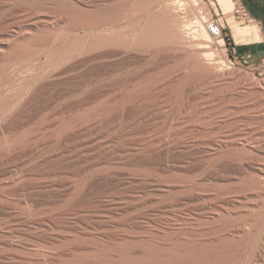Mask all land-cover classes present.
<instances>
[{
  "label": "bare ground",
  "instance_id": "bare-ground-1",
  "mask_svg": "<svg viewBox=\"0 0 264 264\" xmlns=\"http://www.w3.org/2000/svg\"><path fill=\"white\" fill-rule=\"evenodd\" d=\"M215 1L225 15L235 5ZM118 2L0 0V87L50 58L14 111L0 100V264H237L242 248L241 264H264V123H250L264 120V93L208 52L177 62L211 41L203 18L186 32L167 4L119 38L106 28ZM168 48L154 81L133 83L130 66ZM43 113L46 143L15 136Z\"/></svg>",
  "mask_w": 264,
  "mask_h": 264
},
{
  "label": "rangeland",
  "instance_id": "rangeland-1",
  "mask_svg": "<svg viewBox=\"0 0 264 264\" xmlns=\"http://www.w3.org/2000/svg\"><path fill=\"white\" fill-rule=\"evenodd\" d=\"M119 1L120 2H118V8L120 9L118 10L119 11L122 10V11L121 12L118 11L119 13L115 20V22L117 23L114 22L112 26L106 27V28H111L114 32H117L116 34H118L119 38H123V37L130 38V36H133L134 34H136L134 27L137 22L141 20L142 21L145 20L150 15L160 11L161 9H163V7L168 6V5L169 7H172V8H175L177 6L179 9L180 8L182 9L180 12H178V18H179L180 24L182 25L181 26L182 29L186 32H190L189 28H191L192 26L198 25L199 18L201 19L203 18L201 24H202V27L204 28V31H205L206 21H215L216 23H218L224 28L223 43H220V41L211 39V41L207 43L206 48L198 47V48L192 49L191 51H185V52L179 51L178 52L179 58L177 59V62L182 61L183 56H184L183 53L190 54L192 52H196L199 54H206L208 52L207 54H211V59H212L211 61L214 67L216 68V70H219L222 68V66L220 65L221 63L220 61H222L223 59V62L226 66L225 68H229V70H234L238 73L249 72L251 80L255 81L258 84L260 91L264 93V0H234L235 2L234 8L232 12L228 15L223 14V12L221 11L220 7L218 6L215 0H200V1L199 0H150V1L148 0L149 2L147 0H119ZM145 1L147 4L145 3ZM190 1L193 6L191 5ZM140 2L141 3L143 2L142 4L144 6ZM175 3L177 4L175 5ZM21 6L20 4H16L14 8L22 9ZM133 7L134 9L136 8L134 11L132 10ZM190 7L191 9H189ZM144 8H145V11L143 10ZM131 10L133 14L130 13ZM250 26H255L257 31L256 32H249V31L243 32L245 28H249ZM75 34H78V33H69L67 34L68 35L67 37L64 36L63 38L67 40L69 43H70V40L68 39H71L73 40L71 43H73L75 42L74 39H76ZM79 35H81V33H79ZM234 42L243 43L247 45H252V43H255L256 44L255 46L258 49L256 56L254 58L252 57V58L244 59V60L232 59L230 53H231V47L234 45ZM173 49L174 48H168L164 52H161V54H159L154 59V61L153 60L149 61L151 64L147 62L145 64L139 63L138 65L137 64L131 65L129 74L131 75L130 77L134 81L133 83H140V86H143L145 83L150 84L151 81H154V79H152L150 76L152 74H155V76H157L159 73H155V72L149 73V72H152V70L150 69L151 66L155 64L157 59L160 60V58H163L166 56H169L170 58H172L174 56ZM47 53L48 52L42 53L40 55H36V57L34 56L30 60H28L27 62L29 63L26 62L25 66L23 65L24 67L22 66L21 69L15 74L16 76L14 75L13 78H10L7 81L8 83L5 82L6 84L4 83L0 87V100L2 101V98L3 99L6 98L4 100H7L8 98L13 100L12 101L13 104L12 102L10 103L7 113L14 111L18 107L22 99L26 96V92L29 87L30 80L33 77L37 76L39 73H42L46 70L47 65H45V63L48 64V61L50 59L49 54ZM222 53H224L225 58L222 56ZM148 64H149V67H148ZM174 64L175 63L173 62V64L169 63L165 65L167 69L168 68L170 69L171 67V70H174V71L166 69L167 71H164V74L169 75V73L172 74L173 72H175L176 70L173 67ZM180 64L181 66L184 65L187 67V66H190V64L192 63L191 61H184L183 63H180ZM132 66L135 69H133ZM145 66L146 68L148 67L149 69L144 68ZM185 68L181 67L180 69L177 70V73L179 72V74H183V73L188 72L189 70L188 69L185 70ZM122 70L124 71V69ZM142 73L144 75H142ZM145 73H146V76H145ZM132 75H134V77ZM160 90L161 88L156 89V90H152V89L148 90V91H151L149 92L150 97H154L155 94L158 93ZM186 94L187 92H185V95ZM38 115H30L26 119V125L24 126V128L18 133H14L15 136H17L22 131H25L26 135L24 137V141L26 144H30L36 141H38L40 144H44L48 141L51 135V130L53 128V125H52L53 118H51L49 115L44 116V113L38 114ZM250 123H252L253 127L257 128L263 125L262 123H264V120H258V121L252 120L250 121ZM42 148L43 147H41L40 149ZM29 155H32V154H29ZM3 156H4V152L0 151V158H2ZM11 168L15 169L14 167H11ZM19 168L21 167L19 166L18 169ZM231 184L232 186H234L235 182H232ZM230 195H233V194H230ZM243 201L245 203L246 201L248 202L249 199L247 200L243 199ZM260 208L262 209V212H263L264 207L261 206ZM262 212L260 211L259 215H262ZM251 214L253 213L252 212L243 213V215H251ZM231 249L234 250V248L230 247V250ZM241 253L243 255H240ZM245 253L247 254V251L245 248H242V252H241V249L236 251L237 255H235L236 257L235 261L237 264H241V262L246 256ZM257 264H261V263H257Z\"/></svg>",
  "mask_w": 264,
  "mask_h": 264
},
{
  "label": "crops",
  "instance_id": "crops-1",
  "mask_svg": "<svg viewBox=\"0 0 264 264\" xmlns=\"http://www.w3.org/2000/svg\"><path fill=\"white\" fill-rule=\"evenodd\" d=\"M255 45V43H252V45H247L234 42V45L231 47V58L234 60H244L252 57L254 58L258 52V49Z\"/></svg>",
  "mask_w": 264,
  "mask_h": 264
},
{
  "label": "built area",
  "instance_id": "built-area-1",
  "mask_svg": "<svg viewBox=\"0 0 264 264\" xmlns=\"http://www.w3.org/2000/svg\"><path fill=\"white\" fill-rule=\"evenodd\" d=\"M205 29L211 39L216 40V41H219V40L223 41L224 28L221 25H219L215 21H206Z\"/></svg>",
  "mask_w": 264,
  "mask_h": 264
}]
</instances>
